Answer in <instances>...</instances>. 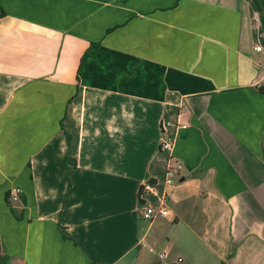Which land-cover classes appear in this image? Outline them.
I'll return each mask as SVG.
<instances>
[{"label":"crops","instance_id":"obj_1","mask_svg":"<svg viewBox=\"0 0 264 264\" xmlns=\"http://www.w3.org/2000/svg\"><path fill=\"white\" fill-rule=\"evenodd\" d=\"M0 7V264H264V0Z\"/></svg>","mask_w":264,"mask_h":264},{"label":"built area","instance_id":"obj_2","mask_svg":"<svg viewBox=\"0 0 264 264\" xmlns=\"http://www.w3.org/2000/svg\"><path fill=\"white\" fill-rule=\"evenodd\" d=\"M174 149V138L166 135L163 139L162 142V150L166 152H172ZM184 165L174 159L173 156L170 157L169 161L166 164L165 167V185L166 187L173 186L176 183L177 177L183 172ZM143 191L144 193H154V185L149 183L145 184L143 186ZM21 193L20 188H13L10 191V199L13 202H17L19 200V194ZM168 199L164 195L163 197L159 198V205L158 206H152V205H147L142 213V217L145 221L152 223L154 220L157 218H168L171 216V210L167 205ZM153 251V249H150ZM165 253L162 252L159 254L161 258L165 257Z\"/></svg>","mask_w":264,"mask_h":264},{"label":"trees","instance_id":"obj_3","mask_svg":"<svg viewBox=\"0 0 264 264\" xmlns=\"http://www.w3.org/2000/svg\"><path fill=\"white\" fill-rule=\"evenodd\" d=\"M4 10L0 7V20L5 16ZM259 91L264 94V85L259 88ZM1 238H0V260H1Z\"/></svg>","mask_w":264,"mask_h":264}]
</instances>
